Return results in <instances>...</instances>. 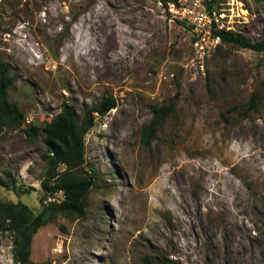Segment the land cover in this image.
<instances>
[{"label": "rangeland", "instance_id": "obj_1", "mask_svg": "<svg viewBox=\"0 0 264 264\" xmlns=\"http://www.w3.org/2000/svg\"><path fill=\"white\" fill-rule=\"evenodd\" d=\"M243 2L249 14L236 32L264 42V0ZM162 7L0 0V61L13 79L6 99L23 113L21 129L41 127L62 104L79 120L103 97L116 103L83 136L75 174L91 181L84 214L38 228L30 264H143L157 254L178 264H264V51L219 44L200 75L187 27ZM166 105L145 144L151 106ZM42 137L0 129V200L33 214L49 197L39 186ZM11 250L0 232V264H13Z\"/></svg>", "mask_w": 264, "mask_h": 264}, {"label": "trees", "instance_id": "obj_2", "mask_svg": "<svg viewBox=\"0 0 264 264\" xmlns=\"http://www.w3.org/2000/svg\"><path fill=\"white\" fill-rule=\"evenodd\" d=\"M158 1L163 6L168 0ZM214 34L219 36V44L264 51V42H252L242 33L217 30ZM12 80L8 74L7 62L0 61V129L4 126L14 130L20 129L30 138L35 137L41 130L43 133L41 140L44 145L42 157L45 162V171L39 184L42 196H51L58 192L61 194L60 200L47 201L35 214L20 201L0 200V232H6L10 236L12 263L30 264L31 239L38 228L53 220L57 214L65 217H81L84 214V200L91 181L89 177L75 174L84 162L83 136L92 126L94 116L104 115L116 103L112 96L103 97L96 105L84 110L79 120L75 117L72 105L62 104L59 112L49 121L44 122L41 127L30 126L26 131L21 129L23 113L14 103L6 99V89ZM253 101V96H250L249 103L252 107ZM170 109V105L151 106L152 118L142 129V142L148 144L156 126L161 123ZM60 165L63 166L62 169H59ZM143 264L178 263L157 254L154 258L145 256Z\"/></svg>", "mask_w": 264, "mask_h": 264}, {"label": "built area", "instance_id": "obj_3", "mask_svg": "<svg viewBox=\"0 0 264 264\" xmlns=\"http://www.w3.org/2000/svg\"><path fill=\"white\" fill-rule=\"evenodd\" d=\"M162 9L187 27L192 50L189 60L200 75H204V56L220 43L214 31L236 32L249 14L243 0H168ZM49 200L54 199L49 196Z\"/></svg>", "mask_w": 264, "mask_h": 264}]
</instances>
